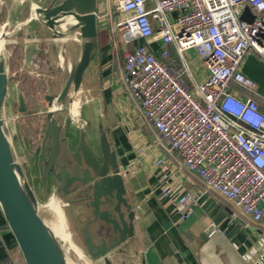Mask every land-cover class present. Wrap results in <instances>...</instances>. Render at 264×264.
Masks as SVG:
<instances>
[{
    "label": "built area",
    "instance_id": "1",
    "mask_svg": "<svg viewBox=\"0 0 264 264\" xmlns=\"http://www.w3.org/2000/svg\"><path fill=\"white\" fill-rule=\"evenodd\" d=\"M112 28L125 43L123 82L153 122L163 144L205 186L239 207L253 222L264 219V95L243 73L252 51L264 58V0H112ZM253 20L243 19L242 15ZM134 42L133 49L128 45ZM159 43L158 51L151 48ZM151 44V45H150ZM174 47L181 67L165 58ZM195 50L207 71L198 80L187 64ZM193 88L185 83V76ZM161 195L171 194V166L159 158ZM136 165L124 172L135 174ZM196 194H176L180 220L196 208ZM212 233L218 231L210 224ZM243 257L264 264V238ZM11 259V258H10ZM15 264L0 260V264ZM22 264H25L24 261Z\"/></svg>",
    "mask_w": 264,
    "mask_h": 264
},
{
    "label": "water",
    "instance_id": "2",
    "mask_svg": "<svg viewBox=\"0 0 264 264\" xmlns=\"http://www.w3.org/2000/svg\"><path fill=\"white\" fill-rule=\"evenodd\" d=\"M17 1L23 4L26 0ZM97 9L98 0H35L32 11L24 19L16 18L6 34L0 32V210L25 264H78L42 216L52 197L59 198L62 206H67L71 213L75 233L80 237L78 245L69 233L79 250L72 251L86 258L87 264H147L143 251L135 246L136 209L111 139L100 83L97 94L91 83L92 116L98 134L100 159L89 148L83 135L79 139L76 137L74 129L73 144L68 143L57 118V114L65 113L67 120H74L75 102L81 94L85 73L92 62L99 65ZM247 11L242 18L253 20L251 15H246ZM64 18H73L79 23L83 38L80 60L67 78L68 45L62 39L65 34L58 29ZM33 19L42 29L46 28L55 41L48 43L55 57V66L51 64L49 68L55 67L60 75L58 84L53 76L49 80V91L45 94L47 108L43 140L33 161L42 199L31 190L11 144L7 108L13 75L7 72L3 59V41L19 30H25V62H33L38 51L34 43L37 36L34 37L32 29L27 27ZM44 198L48 200L46 205ZM62 210L67 225L68 214L65 208ZM200 260L202 264H248L219 231L201 247Z\"/></svg>",
    "mask_w": 264,
    "mask_h": 264
},
{
    "label": "crops",
    "instance_id": "3",
    "mask_svg": "<svg viewBox=\"0 0 264 264\" xmlns=\"http://www.w3.org/2000/svg\"><path fill=\"white\" fill-rule=\"evenodd\" d=\"M106 2L108 7L110 1ZM104 25L111 27L106 22ZM102 33L106 37L103 43L100 42L99 65L97 62L91 63L82 84L81 92L85 100L81 106L80 119L74 117L73 121L67 120L63 113L66 126L64 136L73 144L72 129L79 139L84 128L89 138L98 137L92 116L91 83L97 94L99 82L107 124L111 129V139L117 149L122 170L125 172L129 166L136 165L137 172L125 175V178L129 186V197L136 209L135 246L143 251L147 264H202L200 249L212 235L211 223L217 224L218 231L242 255L251 245L264 238V219L251 222L247 217L231 212L230 206L233 207L234 203L223 200L219 194L208 189L197 174L183 165L175 152L167 150L153 122L144 115L140 104L122 80L123 62L116 58L120 50L118 45L107 28L104 27ZM186 54L191 72L198 80L201 79V72L204 70L201 58L195 50H189ZM165 61L171 67L182 66L174 47H171L170 55ZM185 83L193 88L187 75ZM83 122H86L84 127L81 126ZM159 158L171 166L172 190L168 197L161 195L160 167L156 163ZM187 189L195 192L197 204L189 218L180 220L175 209L176 194ZM13 249L21 255L0 210V260H9L12 255L10 250Z\"/></svg>",
    "mask_w": 264,
    "mask_h": 264
},
{
    "label": "rangeland",
    "instance_id": "4",
    "mask_svg": "<svg viewBox=\"0 0 264 264\" xmlns=\"http://www.w3.org/2000/svg\"><path fill=\"white\" fill-rule=\"evenodd\" d=\"M109 1L110 3H108L109 5L106 7V0H98L97 14L98 19L100 18L99 33L101 31V35L104 37L105 35L102 33V31L104 27L107 28V30L111 33L113 40L120 49L119 55L116 56V58L120 59V62H124L126 45L124 41L122 42L120 34L115 32L111 25L113 19L119 16L120 12L117 7L113 5L112 0ZM34 3L35 0H26L23 4H19L17 0H0L1 34H6L12 28V26L17 21L16 18L24 19L32 11ZM101 3H104V5H101ZM104 8H106V11ZM104 17L106 19H104ZM104 22L109 23L111 27L108 28L106 25H104ZM27 27L32 29L34 37L37 36L34 38V43L38 46V51L33 59V62L30 64L25 62V30H19L14 36L3 41V48L10 49V56L8 59H6L7 72H10V74L13 75L10 87V96L8 98L7 122L9 124L8 126L10 129V135L14 144L18 161L22 163L26 172V176L33 186L37 196L42 199L40 182L38 180V175L34 168L33 161L35 160L43 140V127L45 123V111L47 108L45 94H47L49 91V80L53 76V80H55L58 84L60 75L55 67L53 69L49 68V65L51 64L55 66V57L52 53V48H50L48 43L55 41L50 38L48 30L46 28L42 29L40 25L35 22V19H33ZM66 43L68 45L66 51L65 69L67 78L72 66H74L79 60L82 51V39L80 35L77 34L76 39H70L69 41H66ZM134 46L135 44L132 41L128 45V48L133 49ZM160 47L161 46L159 43H152L151 45V48L155 49L156 51H158ZM241 69L244 74H251L250 76H252L257 82L258 93L264 95V58L255 52L250 51L244 58ZM201 73L202 74L200 78L202 79L207 73L205 68ZM82 95L83 93H81L80 96ZM51 199L55 198L52 197ZM50 200L48 201L45 199L43 203L46 205V201L50 202ZM58 200L61 201L59 198ZM60 205L62 206V201ZM234 205L233 207L230 206V211L239 213V207ZM47 208L48 209L45 208L43 213H41L46 221H49L54 217V213L51 210L49 203H47ZM63 208L66 209L67 212H65L68 214L70 221L66 219V234L60 239L65 248L73 256L76 262H78V264H87L85 261L86 258L79 254H75L74 251H72V249L69 247L68 242L71 241L72 238L78 244L80 242L78 241L80 237L77 233H75L73 227L74 220L71 213H69L67 206H62V209ZM69 233L71 234L72 238L70 237ZM10 251V254L12 253V255H10L11 259L15 261V264H22L23 260L21 255H19V252L15 251V249Z\"/></svg>",
    "mask_w": 264,
    "mask_h": 264
},
{
    "label": "bare ground",
    "instance_id": "5",
    "mask_svg": "<svg viewBox=\"0 0 264 264\" xmlns=\"http://www.w3.org/2000/svg\"><path fill=\"white\" fill-rule=\"evenodd\" d=\"M58 29L65 34L64 38H62L65 41H69L70 39H76L77 34L80 35V37L82 39V48H83V38H82L81 26L73 18H64V19H61V22L58 25ZM3 49H4L3 59H4V62H5V68L7 70V65H6L7 60L6 59H8L9 56H10V49H5V48H3ZM81 54H82V51H81ZM81 54H80V57H81ZM80 57H79V60H80ZM77 63L74 66H72V68L70 70V73L74 70V68L76 67ZM70 73H69V75H70ZM80 93H82V92L80 91ZM84 100L85 99H84L83 95L82 96H79V95L77 96L76 102H75V106H76V109H75L76 112L74 114L75 115V118L80 119V110H81V106L84 103ZM57 118H58V121L60 122V124L63 126V130H65V127L66 126H65V123H64V120H65L64 119V114L63 113L57 114ZM85 125H86V122H83V125H81V126L84 127ZM9 132H10V129H9ZM81 135H83L86 138L87 144H88L89 148L92 150V152L94 153V155L98 159H100L98 142L96 141V139L98 137H96V138H89L88 137V134H87V131L84 128L81 130V133H80L79 138L81 137ZM64 137L68 140V143L72 144L71 140L68 137H66V136H64ZM10 140H11V144H12V146L14 148V144H13L11 135H10ZM14 152H15V156L17 158L15 148H14ZM17 160H18V158H17ZM18 163L20 164V166L22 168V171L26 175V172L24 170V167H23L22 163L19 162V161H18ZM28 182H29V185H30L31 190L37 196V194H36L33 186L31 185L29 179H28ZM38 199H40V198L38 197ZM48 203H49V206H50L51 210L54 213V217L51 218L49 221H46V220L45 221L57 233V235L59 236V238H63L64 235L66 234L67 225L65 223V218H64V213H63V210H62V206L60 205L59 201L56 198L55 199H51L50 202H48ZM68 241H69V239H68ZM68 243H69V247L71 249H74L75 251H78L79 252L78 247L72 242V240L69 241Z\"/></svg>",
    "mask_w": 264,
    "mask_h": 264
},
{
    "label": "trees",
    "instance_id": "6",
    "mask_svg": "<svg viewBox=\"0 0 264 264\" xmlns=\"http://www.w3.org/2000/svg\"><path fill=\"white\" fill-rule=\"evenodd\" d=\"M105 37L106 36H104V37H102V35H101V31H100V42L102 41V42H104L105 41ZM167 58V57H166ZM180 60V59H179ZM181 62V61H180ZM262 108H263V110H264V105H262ZM215 192V191H214ZM217 193V192H216ZM218 194V193H217ZM219 196H221V195H219ZM222 197V196H221ZM222 199L224 200L225 198H223L222 197ZM226 200V199H225ZM237 214H239L241 217H243V218H245V216L243 215V214H241V212H239V213H237ZM248 220H250V219H248ZM252 222V221H251ZM6 260V259H5ZM9 260H11V259H9ZM8 261V259L6 260V262ZM8 264H13L12 262L11 263H8Z\"/></svg>",
    "mask_w": 264,
    "mask_h": 264
}]
</instances>
